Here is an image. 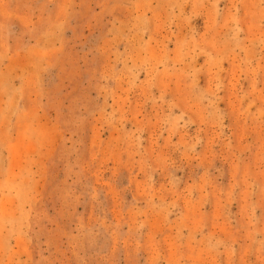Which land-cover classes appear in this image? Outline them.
I'll return each instance as SVG.
<instances>
[{
    "label": "rangeland",
    "instance_id": "374dc122",
    "mask_svg": "<svg viewBox=\"0 0 264 264\" xmlns=\"http://www.w3.org/2000/svg\"><path fill=\"white\" fill-rule=\"evenodd\" d=\"M0 264H264V0H0Z\"/></svg>",
    "mask_w": 264,
    "mask_h": 264
}]
</instances>
